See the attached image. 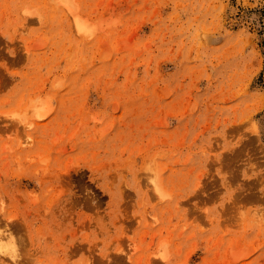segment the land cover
<instances>
[{
    "label": "rangeland",
    "instance_id": "obj_1",
    "mask_svg": "<svg viewBox=\"0 0 264 264\" xmlns=\"http://www.w3.org/2000/svg\"><path fill=\"white\" fill-rule=\"evenodd\" d=\"M0 236V264H264V0H0Z\"/></svg>",
    "mask_w": 264,
    "mask_h": 264
},
{
    "label": "bare ground",
    "instance_id": "obj_2",
    "mask_svg": "<svg viewBox=\"0 0 264 264\" xmlns=\"http://www.w3.org/2000/svg\"><path fill=\"white\" fill-rule=\"evenodd\" d=\"M1 237V236H0ZM4 250V249H3Z\"/></svg>",
    "mask_w": 264,
    "mask_h": 264
}]
</instances>
